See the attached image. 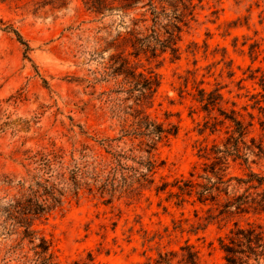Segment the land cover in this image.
<instances>
[{
  "label": "rangeland",
  "instance_id": "374dc122",
  "mask_svg": "<svg viewBox=\"0 0 264 264\" xmlns=\"http://www.w3.org/2000/svg\"><path fill=\"white\" fill-rule=\"evenodd\" d=\"M82 2L0 0V174L22 175L26 158L35 152L89 163L92 156H105L100 140L119 135L120 77L105 76L103 67L117 52L114 39L122 23L116 15L89 13ZM252 45L257 53L250 51ZM178 48L175 58L168 52L130 58L135 73L158 80L144 112L178 128L152 152L154 183L139 198L114 194L109 199L83 189L76 199L66 198L33 220L32 228L51 242L57 264H151L158 252L184 243L197 251L199 264H225L216 239L233 223L264 224V213L213 218L217 210L211 203L188 199L176 207L175 199L167 198L174 189L154 190L162 182L187 178L193 167L198 171L200 149L226 137L227 124L213 132L204 126L220 117L200 109L197 89H217L218 107L226 113L234 109L251 123L246 143L253 138L264 148V0H203L181 27ZM123 142H113V150H126ZM239 163H229V176L264 174L262 159L249 156L247 164ZM15 239L0 227V264H14Z\"/></svg>",
  "mask_w": 264,
  "mask_h": 264
},
{
  "label": "trees",
  "instance_id": "16d2710c",
  "mask_svg": "<svg viewBox=\"0 0 264 264\" xmlns=\"http://www.w3.org/2000/svg\"><path fill=\"white\" fill-rule=\"evenodd\" d=\"M202 1L83 0L89 13L101 18L116 15L122 23L123 31L114 39L118 44L117 52L103 67L105 76L120 77L116 82L117 92L124 99H117L119 135L115 139L100 140L98 145L105 156H92L89 163L78 164L72 158L66 163L61 153L35 152L26 158L22 175L0 174V227L7 235L16 237L10 249L14 264H57L51 242L32 228V222L60 207L66 198L76 199L83 189L94 190L109 199L114 194L139 198L142 191L154 183L156 163L152 152L174 137L178 128L171 123L158 122L144 112L142 105L151 101L158 80L135 73L130 58L154 57L165 52L172 58L177 57L181 27ZM124 18L126 21H122ZM12 33L27 50L20 36ZM250 49L258 52V46L252 45ZM197 95L194 100L202 111L215 110L220 117L210 118V123L205 122L204 126H210L213 132L217 125L227 124L226 137L219 145L200 149L199 157L203 162L198 171L193 167L187 178L174 179L171 184L162 182L154 190L174 189V192H167V198H174L176 207L188 199L191 204L211 203L217 210L213 218L226 214L264 213V174L248 171L236 177L226 172L230 162L239 161L244 165L249 156L264 160L261 141L255 143L253 138L248 144L245 141L251 123H244L234 109L227 113L221 110L218 105L222 96L217 89L209 92L197 89ZM126 102L129 104L125 105ZM120 140L128 143V148L113 150V142ZM216 241L225 264H264V224L233 223ZM151 264H199V260L197 251L184 243L177 250L158 252Z\"/></svg>",
  "mask_w": 264,
  "mask_h": 264
}]
</instances>
